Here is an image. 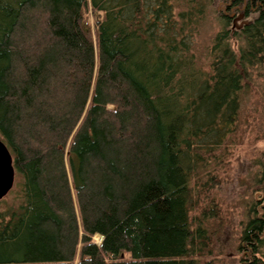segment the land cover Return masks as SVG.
<instances>
[{
    "label": "trees",
    "instance_id": "obj_1",
    "mask_svg": "<svg viewBox=\"0 0 264 264\" xmlns=\"http://www.w3.org/2000/svg\"><path fill=\"white\" fill-rule=\"evenodd\" d=\"M259 79L264 0H0V264H264V164L238 236L197 201Z\"/></svg>",
    "mask_w": 264,
    "mask_h": 264
},
{
    "label": "rangeland",
    "instance_id": "obj_2",
    "mask_svg": "<svg viewBox=\"0 0 264 264\" xmlns=\"http://www.w3.org/2000/svg\"><path fill=\"white\" fill-rule=\"evenodd\" d=\"M213 18L212 14L208 15L206 23L199 29L195 38L194 54L200 60H206L207 49L218 33L219 23ZM257 83L261 86L255 85L249 95L238 129L223 149L215 153L222 162L217 165L213 158L207 161L209 176L204 174L201 177L207 180V191L198 195L197 199L201 208H207L214 203L223 222L229 227L226 233L233 234L234 237L238 236L246 219L244 204L249 189L253 187L251 177L258 172L261 164H264V96L261 92L264 84L260 79ZM213 176L215 179L211 180ZM19 182L20 179L16 177L15 184ZM15 188L16 186L8 194L10 197L7 195V203L14 200L16 193L12 192ZM193 201L197 202L195 199ZM192 213L197 214V211ZM93 240L98 246L101 243L100 237ZM233 245L220 250L216 258L208 260V264H238L237 246L236 243Z\"/></svg>",
    "mask_w": 264,
    "mask_h": 264
},
{
    "label": "water",
    "instance_id": "obj_3",
    "mask_svg": "<svg viewBox=\"0 0 264 264\" xmlns=\"http://www.w3.org/2000/svg\"><path fill=\"white\" fill-rule=\"evenodd\" d=\"M15 178L12 155L4 142L0 140V201L14 188Z\"/></svg>",
    "mask_w": 264,
    "mask_h": 264
},
{
    "label": "bare ground",
    "instance_id": "obj_4",
    "mask_svg": "<svg viewBox=\"0 0 264 264\" xmlns=\"http://www.w3.org/2000/svg\"><path fill=\"white\" fill-rule=\"evenodd\" d=\"M97 237H99L98 235H96L94 238H97ZM100 241V240H99Z\"/></svg>",
    "mask_w": 264,
    "mask_h": 264
}]
</instances>
